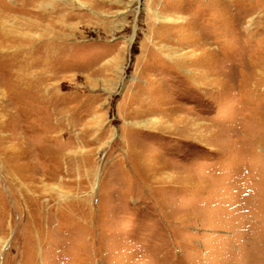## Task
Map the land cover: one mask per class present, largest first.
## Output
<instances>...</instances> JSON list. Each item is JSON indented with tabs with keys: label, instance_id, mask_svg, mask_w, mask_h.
I'll list each match as a JSON object with an SVG mask.
<instances>
[{
	"label": "rangeland",
	"instance_id": "obj_1",
	"mask_svg": "<svg viewBox=\"0 0 264 264\" xmlns=\"http://www.w3.org/2000/svg\"><path fill=\"white\" fill-rule=\"evenodd\" d=\"M0 20V264H264V0Z\"/></svg>",
	"mask_w": 264,
	"mask_h": 264
},
{
	"label": "bare ground",
	"instance_id": "obj_2",
	"mask_svg": "<svg viewBox=\"0 0 264 264\" xmlns=\"http://www.w3.org/2000/svg\"><path fill=\"white\" fill-rule=\"evenodd\" d=\"M5 28V27H4ZM10 34L3 30V22L0 20V57L7 59V54L4 53L5 50L12 48V40ZM10 53V52H9ZM22 56V55H21ZM9 58V57H8ZM24 59V58H23ZM3 60V59H2ZM2 63V62H1ZM3 65V64H2ZM9 73V72H8ZM12 76V75H11ZM22 94V93H21ZM249 244V243H248ZM257 249V247H256ZM262 253V252H261ZM264 256V254H263Z\"/></svg>",
	"mask_w": 264,
	"mask_h": 264
}]
</instances>
